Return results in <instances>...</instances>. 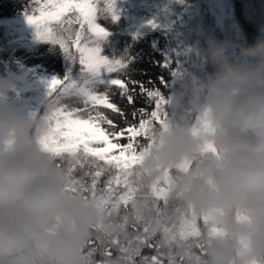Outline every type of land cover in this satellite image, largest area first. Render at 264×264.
Returning a JSON list of instances; mask_svg holds the SVG:
<instances>
[{
    "label": "rangeland",
    "instance_id": "1",
    "mask_svg": "<svg viewBox=\"0 0 264 264\" xmlns=\"http://www.w3.org/2000/svg\"><path fill=\"white\" fill-rule=\"evenodd\" d=\"M109 1H83L95 28L105 36L78 42L82 63H90L94 69L81 85L66 81L64 55L58 44L42 40L1 53L9 74L26 87L41 77L61 86V94L55 98L57 133L86 131L93 135L88 147L93 154H120L132 161L128 174L96 186L72 206L65 227L67 232L71 221L76 223L74 234L67 235L72 253L60 264H201L204 260L233 264L235 256L230 249L249 264L252 238L238 216L236 223L229 224L220 193L225 183L235 186L245 135L264 114L259 69L264 61L247 46L235 6L231 0L212 1L223 30L217 59L210 60L209 67L215 72L203 68L199 86L203 96L194 93L195 103L190 104L194 113L180 117L186 134L175 141L174 151L142 173L134 166L135 155L151 144L157 132L166 133L175 104L174 78L190 48L183 45L180 52L170 54L166 35L131 33V19L115 20ZM254 1L264 19V0ZM153 5L145 4V8ZM68 6L69 0H0V24L23 26L62 16ZM200 61L206 65L202 57ZM10 86L9 80L0 79V89ZM159 109L162 114L154 118ZM13 111L3 104L1 118L6 121L0 123V164L23 147V122ZM148 119H152L151 131L140 132ZM182 161L189 162L183 171L179 168ZM167 173L178 181L175 192L164 188L162 179ZM11 188L0 187V200L14 208L20 236H0V264H13L6 251L18 250L19 239L28 244L23 255L30 262L28 255H35L31 232L22 224L33 203L23 199L21 183L14 182ZM251 213L256 217L260 208Z\"/></svg>",
    "mask_w": 264,
    "mask_h": 264
},
{
    "label": "trees",
    "instance_id": "2",
    "mask_svg": "<svg viewBox=\"0 0 264 264\" xmlns=\"http://www.w3.org/2000/svg\"><path fill=\"white\" fill-rule=\"evenodd\" d=\"M83 1L69 0V8L61 17L50 16L24 26L0 24V79L11 82L9 88L0 89V123L6 121V117L1 118L5 103L13 107L12 114L23 122V147L0 164V187L12 189L14 182L21 183L23 199L33 203V210L22 224L31 232L30 243L35 255H28L30 262L23 255V249L28 252V244L19 239L18 250L10 248L6 251L11 254L13 264H60L68 260L72 246L68 244L65 227L72 206L96 186L111 183L132 169V161L120 154L106 157L93 154L88 149L91 145L89 138L93 136L91 133H57L55 98L61 94V86L52 85L41 77L32 86L26 87L23 81L9 74L8 64L1 57L3 51H13L21 46L48 40L62 48L66 81L81 85L92 76L94 69L88 63H82L77 42H92L105 36L93 28ZM212 1H109V10L115 20L120 21L124 16L131 19V33L166 35L170 41V54L180 52L183 45L190 48L183 67L174 78L175 104L166 133L157 132L151 144L135 155L134 166L141 169L142 173L152 162L159 163L166 158V154L174 151L175 141L186 134L182 115L194 113L190 105L195 103L193 94L203 96V90L199 87L203 68L215 72L209 66L213 58L217 59L218 38L223 37V30L216 19ZM231 1L236 8L238 26L247 46L264 61V19L259 13L258 3L254 0ZM149 3L154 5L145 8V4ZM201 57L206 65H200ZM259 69L264 85V62ZM159 110L154 118L162 114ZM151 122L152 119L143 122L140 132H150ZM245 142L246 146L237 158L236 184L232 188L225 183L220 197L229 224L236 223L235 216H238L252 238L250 264H264V114L249 128ZM72 146L77 148L72 149ZM255 208H260V213L253 218L251 211ZM17 220L14 208L0 200V236L9 234L19 237L21 226ZM235 223L234 230L231 229L233 248L237 243L234 237ZM223 244L228 245L225 242ZM229 252L232 257L235 256L233 264H244L237 258L234 249ZM201 264H215V261L208 263L204 260Z\"/></svg>",
    "mask_w": 264,
    "mask_h": 264
},
{
    "label": "water",
    "instance_id": "3",
    "mask_svg": "<svg viewBox=\"0 0 264 264\" xmlns=\"http://www.w3.org/2000/svg\"><path fill=\"white\" fill-rule=\"evenodd\" d=\"M188 166H189L188 161H182V163H180V165H179V168L181 170H186L188 168ZM162 182H163L164 186L172 192L176 191V189L178 188V182L173 178V175L170 173H167L165 175ZM75 230H76V223H75V221H71V226H70V229L68 230L67 234L69 236H71L74 234Z\"/></svg>",
    "mask_w": 264,
    "mask_h": 264
},
{
    "label": "bare ground",
    "instance_id": "4",
    "mask_svg": "<svg viewBox=\"0 0 264 264\" xmlns=\"http://www.w3.org/2000/svg\"><path fill=\"white\" fill-rule=\"evenodd\" d=\"M204 132L208 135V132L205 130V128H204Z\"/></svg>",
    "mask_w": 264,
    "mask_h": 264
}]
</instances>
